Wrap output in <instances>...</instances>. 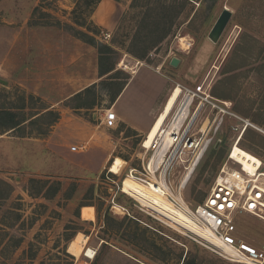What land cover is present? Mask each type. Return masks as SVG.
<instances>
[{
    "label": "rangeland",
    "instance_id": "374dc122",
    "mask_svg": "<svg viewBox=\"0 0 264 264\" xmlns=\"http://www.w3.org/2000/svg\"><path fill=\"white\" fill-rule=\"evenodd\" d=\"M40 1L0 0V108L26 117L41 112L47 103L40 96L31 97L32 93L18 83L17 76L3 68L1 61L13 35L23 25L33 26L29 24L31 11ZM136 1L133 5L132 0H123L115 28L101 29L97 40L114 50L110 61L122 72L131 74L142 63L153 68L161 65L171 80L168 94L173 87H181V95L164 128L169 126L182 99L190 95L186 93H194L190 116L178 130V136L183 133L184 141L187 137L201 139V145L208 137L212 136V141L182 186L200 147H185L183 141L170 145V150L166 145L160 150L144 146L146 134L124 141L122 137L129 134L128 130L121 135L103 128L97 130L102 113L112 105L107 94L109 82L98 85L99 104L92 109L74 111L63 101L54 105L60 119L53 126L40 121L36 125L25 123L20 131L0 133V264H244L216 253L187 234L185 228L162 217L163 221L158 220L140 209L136 199L121 190V185L128 168H135L136 174L141 175L151 160L162 167L168 161V185L189 210L193 209L204 200L218 170L228 159L244 124L242 119L250 125L241 134L239 146L264 161V0H178L184 6L171 33L149 49L143 59L132 55L128 48L152 5H146V0ZM43 6L51 14L44 22L59 19L70 23V0H48ZM224 6L232 11V17L218 42L213 43L207 35ZM47 26L67 32L56 25ZM105 31L111 33L106 40L102 39ZM172 57L180 59L178 66L169 64ZM224 101L232 114H225L213 134L211 125L217 110L212 103L223 105ZM84 122L92 128L85 127ZM53 135L69 148L76 143L75 138L83 139L87 149L79 153V158L67 157L81 165L96 161V157L88 156L90 139L120 140L96 174L66 170L61 160L52 159L55 155L49 154L47 148L58 146L54 145ZM161 139L162 133L157 137ZM220 146L223 153L219 157ZM116 157L124 161L122 172L109 169ZM157 180L161 181L156 177ZM57 181L61 188L55 193ZM80 203L87 204L81 208V215ZM90 206L94 218L86 219L83 216L89 215ZM135 232L138 239L134 238ZM231 234L260 247L264 243V220L236 211ZM76 238L84 245L87 241L79 255L76 245L71 244ZM87 248L95 251L92 259L83 253Z\"/></svg>",
    "mask_w": 264,
    "mask_h": 264
},
{
    "label": "crops",
    "instance_id": "0c3cea01",
    "mask_svg": "<svg viewBox=\"0 0 264 264\" xmlns=\"http://www.w3.org/2000/svg\"><path fill=\"white\" fill-rule=\"evenodd\" d=\"M121 11V3L100 0L91 19L99 28L111 31L115 28ZM97 62L96 47L72 34L47 25H23L13 35L1 64L12 75L17 76L19 84L34 96H40L47 103L48 109H53L54 105L102 79L98 74ZM160 66L153 68L142 63L131 72L130 78L110 107L116 112L115 126L108 127L104 124V112L97 130L103 128L104 131L110 130L117 135L128 130L129 134L122 137L124 141L147 133L161 111L171 86V80ZM83 125L90 127L87 122ZM52 137L54 145L58 144L51 149L47 148L49 154L55 155L52 159L61 160L66 170L81 169L85 173L96 174L101 172L120 140L118 137L107 141L102 138L90 139L88 156L96 157V161L90 165H81L70 162L67 157L79 158V153L85 148L83 139L75 138L79 150L72 151L66 144L55 139L54 135ZM82 207L79 209L80 215Z\"/></svg>",
    "mask_w": 264,
    "mask_h": 264
},
{
    "label": "built area",
    "instance_id": "2783aa9c",
    "mask_svg": "<svg viewBox=\"0 0 264 264\" xmlns=\"http://www.w3.org/2000/svg\"><path fill=\"white\" fill-rule=\"evenodd\" d=\"M110 36L111 33L109 31L102 33V39H109ZM186 94L191 95V106H193L195 94L191 92H187ZM222 104L223 105L212 103V107L217 110V115L214 117L211 125V128H213V134L217 132L224 120L225 114H232L228 110V102L224 101ZM115 121L116 112L112 111L110 108L107 109L104 114V124L108 127H113L115 126ZM242 121L244 124L241 128L240 135L236 140L237 143L244 129L250 125L247 120L242 119ZM175 138V141H178L179 139L180 142L184 141L183 133L179 136L175 134ZM212 139V136L207 139H203L204 143L199 146L200 148L195 158L198 157V155L201 157L204 155ZM188 141V145H191L189 148L195 147L192 145L196 140H191L190 137H187L185 138L184 145ZM70 149L72 151H78L79 146L73 145ZM162 168L161 164H158L155 169L151 170L149 168V163H147V166L146 168H143L144 171L141 175H137L136 169L132 167L128 168L126 175H130L136 180L144 181L149 184V181H155L151 177L152 173L158 179H161ZM123 169L124 168L122 167L120 172H122ZM162 179L165 181L167 180L166 169L163 172ZM155 184H157V182H155ZM170 188L172 189L171 185ZM166 196L173 201L174 204H179V202L168 193ZM136 201L140 205V209L146 211L158 220L161 219L158 214L143 206V204H141L138 200ZM240 210L264 220V161L260 159V164H255V166L250 170L245 169L242 164L231 158L229 154L228 159L218 170L204 200L189 211V215L196 224L204 227L211 234V236H213L222 245L226 246L229 250L223 251L221 248L212 245L210 242L193 236L191 233L189 234V232L186 233L228 260L244 264H264V243L260 247H255L241 238L236 239L231 234L232 231H234V213ZM93 257L88 258L92 259Z\"/></svg>",
    "mask_w": 264,
    "mask_h": 264
},
{
    "label": "trees",
    "instance_id": "16d2710c",
    "mask_svg": "<svg viewBox=\"0 0 264 264\" xmlns=\"http://www.w3.org/2000/svg\"><path fill=\"white\" fill-rule=\"evenodd\" d=\"M46 1L48 0H41L40 3L33 7L31 11L32 17L36 14H38V16L35 20H32L31 17V21L29 22L30 25H56L62 27L65 31L72 34L76 38L96 47L98 52V74L99 77H102V79L98 83H92L83 90L65 99L64 105L74 111L81 109L89 110L96 107L99 104L97 87L99 84L105 85L108 82L110 83V91L107 92L108 100L112 104L127 83L130 78V74L124 73L115 67V62L113 60L110 61L111 58L109 57V55L114 53V50L107 44L97 40V35L100 33L101 28L93 23L91 15L100 0H70L72 3L70 10V23H63L59 19H56L53 22H44L43 20L45 17H50L51 15L49 12L44 10L43 3ZM114 1L121 3L123 0ZM132 1L133 5L137 2L136 0ZM146 3V5L151 4L152 6L149 7L150 11L143 17L142 21H140L137 26V30L131 40V46L128 48V51L132 55L140 59L145 58V54L149 49L156 47L162 39L171 33L172 27L184 6V4L178 0H146ZM31 97H33V94ZM22 107H25V104H22ZM26 116L27 115L20 116L19 113L13 110L0 108V133L8 130L20 131L25 123L36 125L40 121L48 125V127L53 126L60 119V112L58 110L48 109L46 106L41 112H38L30 117ZM46 134L43 133L42 135ZM222 153L223 146H220L217 154L220 157ZM55 183L56 187L54 188V191L56 193L61 187L59 186L60 182L57 181ZM84 205L87 204L80 203V206ZM83 217L86 219L94 218V209L92 206L89 208V215ZM135 226L139 230L137 223H135ZM134 238L138 239L136 232L134 233ZM76 239L77 240L74 239L71 244L76 245V253L79 255L85 245L83 242L79 241L78 238Z\"/></svg>",
    "mask_w": 264,
    "mask_h": 264
},
{
    "label": "bare ground",
    "instance_id": "6f19581e",
    "mask_svg": "<svg viewBox=\"0 0 264 264\" xmlns=\"http://www.w3.org/2000/svg\"><path fill=\"white\" fill-rule=\"evenodd\" d=\"M181 92L182 90L180 86H175L171 89L170 93L168 94L163 104L161 111L158 113L154 122L152 123L151 127L146 133L144 139V146L149 148L154 147L160 149L162 146L166 145L167 147H169L170 150V145L175 146L180 143V139L178 141H175L176 139L175 134L178 135V130L184 126L185 122L190 116L189 110L192 101L191 95H186L184 99H182L179 106L177 107L176 112H174L172 119L170 120L169 126L167 128H164V124L166 123L172 110L174 109L181 95ZM191 121L189 125L191 124ZM160 133H162L161 141L157 140V137L159 136ZM195 140L196 141L193 142L192 146L199 147L202 141L198 139ZM188 144L189 141L184 146L190 147L191 145L189 146ZM171 157L172 155L170 156V158ZM230 157L238 161L240 164H242L245 169L251 170V168L254 167L255 164H260V159L257 156H255L248 150L240 147L237 142L232 144L230 150ZM200 159H201L200 155L194 158L191 166L189 167L186 175L184 176L182 186H184L187 183V181L190 179L191 174L193 173ZM167 162L162 169V177ZM153 163H154L153 160L149 162V168L151 170L155 169L157 164L156 160H155V165ZM123 164L124 161L121 160V158L116 157L114 162L110 164V171L116 173L122 168ZM126 177L127 178L123 180L121 185V190H123L126 194L134 197L141 204H143V206L147 207L149 210H152L153 212L158 214L159 217L164 218V220L169 221L170 224L185 228L186 232H189V234L191 233V235L193 236H196L207 242H210L212 245L221 248L223 251L229 250L226 246L222 245L213 236H211V234L204 227H201L195 223V221L189 215V211H190L189 208L185 206V203L183 202V199L181 198L180 195L176 196L173 193L167 181L163 180L162 178L161 181L160 180L156 181V177L154 176L153 173H152V179L155 181H149V184H147L144 181L136 180L130 175H127ZM155 182H157V184H155ZM167 193L172 197H174L179 202V204L178 205L174 204L173 201H171L166 196ZM114 207L117 209V206ZM77 234L75 235V237L77 236ZM86 244L87 241L85 243V246ZM83 253L87 257H93L95 251L91 248H87V251L85 250Z\"/></svg>",
    "mask_w": 264,
    "mask_h": 264
},
{
    "label": "water",
    "instance_id": "95a60500",
    "mask_svg": "<svg viewBox=\"0 0 264 264\" xmlns=\"http://www.w3.org/2000/svg\"><path fill=\"white\" fill-rule=\"evenodd\" d=\"M231 17H232V11L224 6L220 11L219 15L217 16L215 22L213 23L207 35V37L213 43L218 42ZM179 63H180V59L177 57H172L169 62V64L173 67L178 66Z\"/></svg>",
    "mask_w": 264,
    "mask_h": 264
}]
</instances>
